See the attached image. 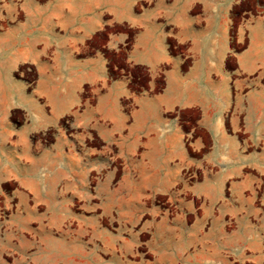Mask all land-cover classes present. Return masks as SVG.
<instances>
[{
    "label": "crops",
    "instance_id": "0c3cea01",
    "mask_svg": "<svg viewBox=\"0 0 264 264\" xmlns=\"http://www.w3.org/2000/svg\"><path fill=\"white\" fill-rule=\"evenodd\" d=\"M123 51L149 89L115 75ZM67 117L118 166L47 148ZM78 178L95 182L82 221L57 203ZM13 182L48 207L0 224V264H142L140 247L151 264H264V0H0Z\"/></svg>",
    "mask_w": 264,
    "mask_h": 264
},
{
    "label": "rangeland",
    "instance_id": "374dc122",
    "mask_svg": "<svg viewBox=\"0 0 264 264\" xmlns=\"http://www.w3.org/2000/svg\"><path fill=\"white\" fill-rule=\"evenodd\" d=\"M131 36L133 32H130ZM125 52L117 54L113 62L118 66L115 71L116 76L129 75L133 77L132 83L136 90L141 91L149 89L148 76L143 70L131 68L124 59ZM160 88L157 87V90ZM60 139L68 140L71 142V147L63 150L62 157L69 158L70 150L77 154L78 158L85 160L86 163H96L102 159H108L111 162V168L117 167L119 162L117 159V151L115 148L105 149L101 140L90 131L77 128L74 125V118L67 117L62 120L60 126L56 129L49 130L44 136L40 138L47 148L51 149L52 145L57 143ZM81 171V166H79ZM67 185H74L75 190L67 193L63 199H57V203L63 202L66 207L76 209L77 216L80 221L85 219L88 213V208L92 207L89 202L88 194L94 191L95 182L88 184L86 181L77 179L75 184L70 183ZM162 201L161 203H163ZM53 204V202H52ZM37 207H48V204H41L37 199L25 190L19 183H7L0 185V224L11 220L17 212L25 211L26 209L32 210ZM147 236L143 237V241L147 240ZM135 258L136 261H141L142 264H151V256L147 254L144 247L139 248V254Z\"/></svg>",
    "mask_w": 264,
    "mask_h": 264
}]
</instances>
